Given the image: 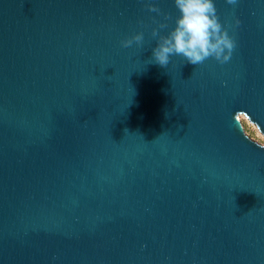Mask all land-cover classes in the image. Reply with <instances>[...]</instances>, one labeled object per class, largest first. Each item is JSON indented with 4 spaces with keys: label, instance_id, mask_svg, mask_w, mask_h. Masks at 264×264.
Listing matches in <instances>:
<instances>
[{
    "label": "water",
    "instance_id": "water-1",
    "mask_svg": "<svg viewBox=\"0 0 264 264\" xmlns=\"http://www.w3.org/2000/svg\"><path fill=\"white\" fill-rule=\"evenodd\" d=\"M214 2L164 68L174 0H0V264H264V0Z\"/></svg>",
    "mask_w": 264,
    "mask_h": 264
},
{
    "label": "clouds",
    "instance_id": "clouds-1",
    "mask_svg": "<svg viewBox=\"0 0 264 264\" xmlns=\"http://www.w3.org/2000/svg\"><path fill=\"white\" fill-rule=\"evenodd\" d=\"M226 2L235 6L238 0ZM174 5L179 11L175 27L166 35L160 33L161 28L167 27L166 24L152 29V37L158 39L149 63L154 61L166 68L173 56H182L193 65L203 64L210 58L221 64L228 62L236 48V40L221 22L214 0H174ZM147 7L150 12L161 11L153 3L147 4ZM235 23L239 25L240 20L237 18ZM143 42L144 33L139 32L122 40L121 44L128 48L133 44L141 46Z\"/></svg>",
    "mask_w": 264,
    "mask_h": 264
},
{
    "label": "rangeland",
    "instance_id": "rangeland-1",
    "mask_svg": "<svg viewBox=\"0 0 264 264\" xmlns=\"http://www.w3.org/2000/svg\"><path fill=\"white\" fill-rule=\"evenodd\" d=\"M244 132L257 143L264 145V135L258 130L257 126L250 121L242 123Z\"/></svg>",
    "mask_w": 264,
    "mask_h": 264
}]
</instances>
